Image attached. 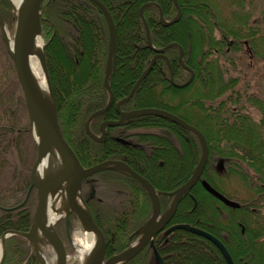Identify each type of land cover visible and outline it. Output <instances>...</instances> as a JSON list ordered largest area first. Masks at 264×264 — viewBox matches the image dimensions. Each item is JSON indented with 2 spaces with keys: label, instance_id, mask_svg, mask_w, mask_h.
Masks as SVG:
<instances>
[{
  "label": "trees",
  "instance_id": "16d2710c",
  "mask_svg": "<svg viewBox=\"0 0 264 264\" xmlns=\"http://www.w3.org/2000/svg\"><path fill=\"white\" fill-rule=\"evenodd\" d=\"M99 1L109 11L114 25L115 52L112 58L109 84L114 99H118L128 93L153 54L148 46L144 23L139 16L140 6L147 2H155L160 6L166 19L175 15L176 8L172 0ZM177 2L181 9V16L177 22L180 26L177 29L172 28L173 24L161 25L158 8L155 6H144L142 13L154 47H162L171 41H176L182 46L184 61L194 71V78L186 89L196 90V86L199 85L200 90L201 114L199 116H203V119L197 125L206 134L212 131L221 134L212 136L207 134L210 154L202 175L218 190L220 189L215 178L225 176L229 171L236 174L245 184H255L263 179L260 173L264 172V168L259 167L264 163V137L262 135L264 118L258 126L248 120V115L240 114L237 108H230L228 106V104L231 105L230 103L226 102V105L225 100L220 99L212 103V100L230 89L229 87L235 80H226L222 74V68L215 64L212 65L214 61L207 59V55L212 49H217L218 45L222 46L220 45L221 39H215L214 31L222 37L231 35L233 43L240 36L253 35L256 29L244 18L243 24L246 23L242 27H246L245 29L250 32L241 33L242 23L236 16L234 17L236 21L228 25L222 23L218 19L213 0H177ZM40 8L42 9L41 31L44 38L43 54L57 120L63 137L83 166L93 165L105 159H123L124 157L127 159L128 152L120 148L116 140L108 137L104 142L94 141L84 129L87 116L92 111L101 108L107 100L103 75L109 34L103 13L91 0H42ZM0 13L6 26H11L15 15L10 0H0ZM257 32L258 29L255 33ZM258 39L264 42L262 37L259 36ZM1 41L4 45L2 39ZM235 47L237 48L236 45ZM220 50L221 48H218L215 52H218L220 56L225 55ZM4 53L11 64L9 65L8 85L6 84L4 92L0 89V170L8 168V165L13 168L10 175L12 181L9 184L13 182L14 185H6L0 190V206L11 207L19 204L24 198L30 184V169L24 170L21 166L17 168L11 166L7 155L8 153L14 154L11 155L12 159L17 160V164H23L24 145L22 142L26 136L30 135V125L28 120L25 123L20 121L21 115L27 117L24 100L14 74L13 62L6 49ZM165 54L174 70V81L185 80L189 73L183 70L178 63L177 48L171 46L165 50ZM167 68L164 59L157 58L130 100L122 103L121 108L157 107L187 119L184 113L177 111L176 103H172L178 90L169 84ZM189 97L192 99L194 96ZM251 101L260 111L264 112V105L261 101L256 98H251ZM185 106L188 105L185 103ZM239 109L241 110V106ZM115 114L111 106L92 120L91 129L96 132L98 120L102 116L113 118ZM143 119L149 120L155 126L164 124L168 129L173 127L180 130L164 118L149 115L143 116ZM115 131L116 127H111L108 129V134ZM213 154H220L226 158L224 171H217L220 176H215L217 172L208 167L210 156ZM229 157L234 160V163L230 164ZM138 171L144 173L141 170ZM145 173L157 188H167L166 184L160 181L159 176L153 175V171H145ZM185 173L183 181L188 178L191 171L186 169ZM250 173L253 174L250 175ZM96 174L101 175L103 183L107 182L111 186L108 189H115L114 191L118 193L116 195L127 198L125 200L118 198L123 203L119 206L110 205L107 202L88 204L93 220L105 237L106 253L111 254L123 250L136 239L137 228L150 214L151 202L142 188L139 189L143 194L135 189L134 184L130 182L133 178L128 174L115 169H105ZM257 188L259 189V186ZM131 198H133L132 204L130 203ZM35 202L34 190H32L24 205L11 210L0 209V235L8 229L28 230ZM167 203V200H161V211L165 209ZM124 205L128 206L126 210L131 206L133 208L132 210L130 208L127 213L122 210ZM245 206L246 204H242L240 208L225 206L197 183L181 197L171 223H187L213 233L222 240L234 264H244L246 261L245 258L242 260V256L247 254L250 256L251 253H253V258L249 257L247 264H250V261L261 264L264 258L261 256L259 258L256 254L257 249L246 250L242 240L244 234H248V242L256 248L259 236L258 231H255L256 227L250 225L251 230L241 233L240 225L236 223L238 220L242 221L243 214L245 215L249 210ZM250 216L256 217L258 214L251 213ZM250 219L258 221L256 218L249 217V222ZM246 222V220L243 221L244 225ZM155 247L164 264H226L221 252L209 240L184 229H174L164 235L155 242ZM30 248L31 245L25 238L18 235L8 236L5 239V252L1 264H33L35 255ZM150 256L151 251L147 247L133 258L119 264H144Z\"/></svg>",
  "mask_w": 264,
  "mask_h": 264
},
{
  "label": "water",
  "instance_id": "95a60500",
  "mask_svg": "<svg viewBox=\"0 0 264 264\" xmlns=\"http://www.w3.org/2000/svg\"><path fill=\"white\" fill-rule=\"evenodd\" d=\"M41 1L42 0H23L22 4L19 7L15 6L16 16H15L14 31L12 34L11 48H9L8 45V32L6 30V25L0 13V34L3 39L5 49L14 65L15 76L22 92L24 105L30 125V130L34 137L35 146H36V156L34 161L32 162L29 172L30 184L26 190V194L23 200L16 206H12V207L0 206V209L3 210H11L16 207L22 206L26 202L31 190L34 188L36 203L32 214V221L28 230L26 231L8 229L1 234L0 264L2 263L4 257L5 238L11 234L21 236L31 243L36 255V262L34 264H38L40 262V256L37 250V243H40L42 239L45 240L47 239L51 244L55 254V264H67L66 263L67 255H66L64 243L60 235L54 228V224L46 222L44 218V214L46 210L48 196L49 195L51 196L56 190H58L63 185L64 182L68 181L69 179H73V181L70 184L69 188L66 190L68 209L65 213V216H63L62 218L67 235L69 232V228L71 227L70 213L72 212L74 216L79 220L82 228L84 230L88 229L91 232H93L97 239V244L91 250L90 254L86 259L85 264H118L122 261L134 257L148 242L151 246L153 245V241L151 238L158 231H160L162 227L172 217L179 199L181 198L182 195L188 192L195 184V182L200 178L204 165L207 161L208 150L204 135L196 127L190 125L182 118L178 117L177 115L165 109L157 108V107H145V108L143 107V108L132 109L129 111H120L119 109V104L127 100L131 96L134 89L137 87L140 81L145 77V75L151 69L154 60L159 56L163 57L166 60L169 68V80L172 84H175L172 79V69L168 63L166 56L162 54V52H164L170 46H175L178 49V60L180 64H182L183 67L190 72L189 78L183 84H175V85L177 87H182L184 85H187L191 80L193 72L188 66H186L183 63L182 60L183 49L181 45L174 41L164 45L161 48H155L151 43L149 29L148 26L146 25L142 13V9L144 6L153 5L157 7L159 14V21L164 26L178 19L180 15V7L178 6L176 0H172L176 7V14L172 17V19L165 20L162 16L161 8L157 3L147 2L142 6H140L139 16L145 26V33L147 37L148 46L155 53L150 58L147 67L144 69L142 74L139 76V78L132 86L129 94L115 103V109L119 115V118L117 120L102 121L99 127L100 135H95L90 131L89 123L95 116L105 111L112 101V94L109 89L108 78L110 75L112 57L114 55V50H115V34H114V25H113L112 17L109 11L107 10V8L99 0H91L99 7L101 12L103 13L108 27L109 38H108L107 57L105 62L104 86L109 93V99L104 107L91 112L87 116L84 122L85 132L95 141L101 142L104 139L106 126L117 125L122 121L133 116L155 115L168 119L178 124L179 126L183 127L184 129L192 132L200 142L201 154L197 164L195 165V168L191 172L190 176L181 185H179L172 192H168L170 195H173V197L166 210L163 213H160L157 193L154 191L153 186L150 184V182L147 179L142 177L140 174H138L132 168H130L126 163L120 160L107 159L98 162L94 165L84 167L80 163L74 150L71 148V146L63 137L57 120L56 110L54 106V99L50 86V80L42 50L38 53L37 60L39 63V68L41 70L42 76L46 83L49 99L44 98L39 93L38 88L36 87L33 81L28 66V57L33 53L34 50V37L36 35H41V17H42L41 16L42 10L40 8ZM33 129L35 135L32 132ZM48 154L56 155L59 159L60 166L56 172L46 176L44 175L43 177H40L38 179L36 176L37 166L39 165L41 160L44 157H46ZM105 169L121 170L129 174L134 179H136L147 191L152 205L151 215L137 229V233L139 234L138 239L124 250L118 253H114L108 256L107 258H104V251H105L104 235L100 230V228L98 227V225L94 222L80 193L81 182L83 178L90 176L94 172ZM200 183L208 193L219 199L225 205L230 206L232 208L239 206V204L236 201L230 200L226 198L224 195H222L220 192H218L205 179H201ZM77 196L81 198V201L84 204V208H81L76 203ZM173 229H184L196 233L200 236H203L204 238L212 242L219 249V251L221 252V254L223 255L226 261V264H234L224 244L216 236L209 233L208 231L186 223H180V224L171 225L170 227L167 228L166 232L171 231ZM153 254L156 262L158 264H163L159 253L156 251L154 247H153ZM42 264H46V263L43 262Z\"/></svg>",
  "mask_w": 264,
  "mask_h": 264
},
{
  "label": "rangeland",
  "instance_id": "374dc122",
  "mask_svg": "<svg viewBox=\"0 0 264 264\" xmlns=\"http://www.w3.org/2000/svg\"><path fill=\"white\" fill-rule=\"evenodd\" d=\"M213 4L215 5L214 8H215V10L219 16L218 19L220 21H222V23L228 25V24L236 21V19L234 18L236 16L237 19H240V21L242 23L240 28L246 23L245 22L243 24L244 20L247 19L251 26L253 25L256 30L258 29V32L256 34L255 33L256 30H255L253 32V35H251L253 37H251V36H248V37L240 36L237 38V41H234L230 45L227 42L232 40L231 35H227V37H222L220 34L217 33V31L213 32L215 39L220 38L222 41L220 43V45H222V46L218 45L217 49L221 48L220 51H222L225 55L220 56L219 54H217L218 52H215V50L217 51V49H215V50L212 49V51L207 55L208 56L207 59L214 61L212 63V65L215 64V66L218 65L222 68V70H223L222 74L226 80H230V81L235 80V82L233 81L232 86L229 87L230 89L226 90L224 93H222L215 100H212V103H216L220 99L225 100L226 105H227V103H230L231 105L228 104V106L230 108H237L236 110L239 111L240 114L243 113V114L248 115L249 119L248 118L247 119L249 121H251V123H255L259 126L261 119L264 118V112L260 111L258 109V107L252 103L251 98L258 99L264 105V42L262 43L258 39V37L260 36V37H262V40L264 41V0H244V1L243 0H213ZM12 6H13V13L15 15V5L12 3ZM178 6H179V4H178ZM162 16H163V13H162ZM180 16H181V9H180V15H179L178 19L176 21H174L168 25H164V26H170L173 24L172 28H174V29L179 28L180 25H178L177 22L179 21ZM163 18H164V16H163ZM164 19L170 20L172 18H170V19L164 18ZM14 26H15V18H14V21L12 22L11 26H6V30L8 32V35L11 38H12L13 31H14ZM245 28L246 27L241 28V33H245L247 31L250 32V30H247ZM41 36H42L43 45H44V38L42 35V31H41ZM1 39L2 38L0 35V89H2L4 92L6 89V84L8 85L7 80L10 79V69H9L10 66L9 65L11 63L7 60V58L5 56V53H4V49H5L4 47L5 46L2 44ZM243 40H245V44L247 46L244 44ZM171 42H174V41H171ZM235 45L237 46V48L235 47ZM42 51H43V49H42ZM154 53L155 52L153 51V54ZM153 54H152V56H153ZM162 54L164 56H166L165 51L162 52ZM159 57H161V56H159ZM38 65H39V63H38ZM174 82H176V81H174ZM183 92L185 95L184 96L185 99H190L189 96H194V93H195L193 88L190 90L186 89ZM186 97H189V98H186ZM169 103H171V102H169ZM172 103L175 104L176 100H173ZM240 106H241V110L239 109ZM192 108L193 107L191 104H189L187 106V109L190 111L187 114L191 117L195 116L194 119L196 121H201V119H203V116H201V117L199 116L201 114L200 111H197V112L191 111ZM26 120H28L27 117H25L24 115L20 116L21 123H25ZM211 126L214 127V125H212V124H211ZM262 135L264 137V127H262ZM22 145H24V150L22 151L24 153V155H23L24 157L22 160V161H24L23 164L22 165L20 163L17 164V160L15 161L11 157V155H14V154H9V153L7 155V159H9L8 163H11V166H15V168H17L18 166H21L22 169L25 170L26 168H28V170H29L31 165H32V162L34 161L35 156H36L35 140H34V137L31 133V130H30V135L26 136V138L24 139V142H22ZM222 155H223V153H222ZM222 155H220V154L214 155L213 154L210 156V166H209L210 170H211V168L212 169L216 168L218 170L221 169L222 171H224L223 167L225 166L226 158L223 157ZM229 159H230L229 160L230 164L234 163V160L232 158L229 157ZM227 160H228V157H227ZM242 167H244V165H242ZM245 167H246V165H245ZM12 170H13V168H10L9 165H8V168L6 167V168H3L2 170H0V190H2L6 185L10 186L11 184H13V182L11 184H9V182L12 181L10 179V175H11ZM185 171L186 170H184V175L182 176L183 179L186 176ZM225 174H226V172H225ZM251 174H253V173H250V175ZM179 176L181 177V174ZM216 176H219V175H216ZM97 179L100 181V182H98V186H100V184H101V188L97 187V193H99L100 195L102 193V196H104V193H105V199H108L105 202H107L110 205H113V204L116 206L121 205V203H117L118 198H121V197L119 195H116L118 193H116V191H114L115 189L104 188L102 184H104V186L107 188H110L111 186H109L107 182L103 183L102 178L100 180V178L97 177ZM215 180H216V183L218 184V187L221 190V192L226 194L230 199L236 200L237 202L240 203V205L246 204V202H248V200H249V203H251V204L249 206H247V205L245 206L246 208L248 207V209H249L248 211L251 212L250 208H255L256 209L255 214L261 213L262 206H261V204H260V206H259V204L257 205V200H256L257 196H256L255 191H257V186H259V183L262 181L264 182V179L257 181L255 184H253V183L245 184L243 181L240 180V178H238V176L236 174L231 173V171H229V173H227L226 176L220 177L218 179L215 178ZM174 182L177 183L178 182L177 179ZM197 183H199L201 185L200 181H198V180L195 182L194 185H196ZM98 188H100L99 192H98ZM9 190H10V188H9ZM110 191L112 193H110ZM112 194H115V195H112ZM208 194H210V193H208ZM121 199L123 200L124 198H121ZM125 199H127V198H125ZM128 210L129 209H127V213H129ZM262 214H264V210L262 211ZM258 216L254 217V216L249 215L248 217H253V218L258 219L257 218ZM262 216L264 217V215H262ZM247 221H248V223L246 222L245 225H247V226L251 225V227L252 226L256 227L255 231H261L264 229V227L262 228V226L260 224H258L257 220L250 219V222H249V218H248ZM71 224H72V226L69 228L68 238H66V235H65L62 219H59L55 222L54 228H56L58 230V232L60 233V235L62 236V238L64 240L66 253H67V264H82L81 259H80V255L78 254V252L75 248V244H81V245L85 244V238H84V231L85 230L82 228L79 220L76 217L72 216ZM255 224H257V225L255 226ZM246 239H247V237H246ZM246 239L245 240L242 239L243 243H246ZM32 247L33 246H31L30 250L33 251V254L35 255V252H34ZM250 248L256 249L257 245H256V248H254V246L250 244V246H248V248L246 247V250H249ZM243 251H245V250H243ZM244 256H242V258H243L242 260H244V258H245L246 262L244 264H247L249 257L251 259L253 258V253H251L250 256H248V254L245 257ZM26 260H28V259L26 258ZM35 261H36V255H35ZM249 263L255 264V262L251 263V261ZM261 264H264V261Z\"/></svg>",
  "mask_w": 264,
  "mask_h": 264
},
{
  "label": "flooded vegetation",
  "instance_id": "af4514ba",
  "mask_svg": "<svg viewBox=\"0 0 264 264\" xmlns=\"http://www.w3.org/2000/svg\"><path fill=\"white\" fill-rule=\"evenodd\" d=\"M114 52H115V50H114ZM183 54H184V50H183ZM157 58L164 59L163 57H157ZM166 58L168 60V63L170 65V67H172L168 57H166ZM182 60H183V63L186 66H188L193 72L191 80L189 81V83L187 85H185L183 87H176L169 80V68H167V70H168V81H169V84L173 88L178 90L177 93H176V96L174 97V99L176 100L177 108H178L177 111L179 110V111L183 112L187 116V119L182 118L180 116L179 117L182 118L187 123H189L190 125H192V126L196 127L197 129L201 130L199 128V126L197 125V123H199V121H196L194 119L195 116L191 117V116H189L187 114L190 111L185 106V103L187 105L191 104L192 107H193L191 111H196V112L200 111V108H199L200 90L198 88L199 85L196 86L197 89L194 90L195 93H194V97L192 99H185L184 98L185 95H184L183 91L186 90V87L189 86L191 81L193 80L194 71L188 64L185 63L183 55H182ZM164 61L167 64L165 59H164ZM178 63L180 64V62H178ZM111 66H112V64H111ZM180 66L183 68V70H187V69H185L183 67L182 64H180ZM171 69H172V79H173L174 70H173V68H171ZM142 72L140 73V75L142 74ZM188 73L190 75L189 71H188ZM104 74H105V70H104ZM110 74H111V71H110ZM147 74L145 75V77L147 76ZM139 76H138V78H139ZM109 78H110V75H109ZM109 78H108V85H109V89H110L111 94H112V101H111L110 105L108 106V108L105 111H107L112 106L113 109L115 110L116 114L113 116V118H108V117L105 118L104 116H102L101 119L98 120L96 132L93 131L91 129V127H90V124H91L92 120L94 118H96L98 115L95 116L89 123L90 131L93 134H95V135H100L99 127H100V123L102 121H104V120H117L119 118V115H118V113H117V111L115 109V103L118 100L124 98L125 96H127L129 94L132 86L134 85V83L138 79L137 78L135 80V82L133 83V85L131 86L130 90L128 91V93L126 95H124V96H122V97H120L118 99H114L113 92H112V90L110 88V84H109ZM142 80L140 81V83L142 82ZM185 80L180 81V82H176V83H181V82H184ZM173 81H174V79H173ZM139 84L137 85V87L139 86ZM103 85H104V75H103ZM104 88H105V86H104ZM136 88L134 89L133 93L135 92ZM105 90L107 92V100H106L105 104L102 107H104L106 105V103L108 102V99H109V93H108L106 88H105ZM133 93L131 94V96L127 100H125V101H123V102H121L119 104L120 111H129V110L135 109V107L126 108V109H122L121 108V104L124 103V102L129 101L130 98L132 97ZM105 111H103L102 113H104ZM102 113H100V114H102ZM143 116H149V115H138V116L130 117V118L122 121L121 123H119L117 125L106 126L105 127L104 139L101 142H104L108 137H110L111 139H114V140H116L118 142V145H119L120 148H122L125 152L126 151L128 152L127 159L124 157L123 159L117 158V159H114V160H120V161L126 163L135 172H137L138 174H140L142 177H144L145 179H147L150 182V184L154 188V191L157 193L158 200H159V208H160L161 200H164V201L167 200L168 203L171 201L173 195H170L168 192H172L174 189H176L179 185H181L184 182L183 181V177H182L184 175V170L187 169V170H190L192 172V170L195 168V165L197 164V162H198V160L200 158L201 147H200V142H199L198 138L192 132H190V131H188V130H186L184 128H181L180 130H176L173 127H171L172 129H168L167 125H164V124L155 126V125H152V123L149 120L143 119ZM150 116H153V115H150ZM156 117H159V116H156ZM159 118H162V117H159ZM111 127H116V131L114 133H112V134L111 133L108 134V129L111 128ZM202 133H203V135H204V137L206 139V144H207V148H208V157H209V154H210V152H209L210 151V142L208 140V136L221 135V134L219 132H217V131L208 132L207 133L208 136H207L206 133H204V132H202ZM90 138L93 139L92 137H90ZM105 160H107V159H105ZM207 161H208V158H207ZM207 161H206L205 165L207 164ZM205 165H204V168H205ZM89 166H91V165H89ZM85 167H88V166H85ZM259 167L260 168L261 167L264 168V163L259 165ZM138 170H141L144 173H141V172L139 173ZM213 170L217 172V171H220L221 169L218 170V169L215 168ZM145 171L146 172L153 171V175L159 176L161 178L160 181H163V183L166 184L167 188L166 189L157 188V186H155V184H153L147 178ZM97 172H100V171H97ZM97 172H94L90 176L83 178L82 182H81V195H82V199L84 200V203H85V205L87 207H88L89 203L90 204L93 203V202L103 203L106 200H108V199H105V193H104V196H102V193H101V195L99 193H97V187L101 188V184H100V186H98V182H100V181L97 179V177H98L101 180V175L96 174ZM123 173H125V172H123ZM180 174H181V177L179 176ZM190 174H189V176H190ZM202 174H203V171H202ZM260 174H261V177L264 179V172H261ZM217 175L220 176V174L218 172H217ZM215 176H216V174H215ZM221 177H223V176H221ZM131 178H133V177H131ZM176 179L178 181L177 183L174 182ZM201 179H205V177H203V175H201L200 178L198 179V181H200ZM133 181L130 180V182L132 184H134L135 189L139 193L143 194L141 189H139V188H142L147 193L145 188L136 179L133 178ZM135 183H136L137 186L135 185ZM102 185H103L104 188L108 189L107 187L104 186V184H102ZM100 188H98V192H99ZM255 192H256V196H257V198H256L257 205L259 204V206H260V204H261V206H262V210H261V213H260L261 215L258 213V215H259L258 216V224H260L262 226V228H263L264 227V217L262 216V215H264V214H262V211L264 210V182L263 181L259 183V189L257 188V191H255ZM110 193H112V192L110 191ZM112 195H115V194H112ZM147 196H148V198L150 200V197H149L148 193H147ZM180 199H179V201H180ZM179 201H178V203H179ZM131 202H133V198H131L130 203ZM150 202H151V200H150ZM117 203H121V201L117 200ZM168 203H167V205H168ZM178 203H177V205H178ZM121 204H123V203H121ZM250 204L251 203H249V200H248V202H246V205L249 206ZM225 206H227V205H225ZM127 207H128L127 205H124V207H122V210L127 211L126 210ZM166 207H165V209H166ZM228 207H230V206H228ZM130 208L132 210L133 207H129V211H130ZM88 209H89V207H88ZM151 210H152V207H151ZM163 211L160 210V213L163 212ZM250 211L252 213H255L256 209L255 208H250ZM251 212L249 213V211L247 210L246 214L245 215L243 214V220L242 221H240V220L236 221V223L238 225H240L241 233H243L245 230L246 231L251 230L250 229L251 228L250 225L245 226L244 223H243V221L245 222V220L246 221L248 220V218H249L248 216L251 214ZM150 215H151V211H150V214L147 216L146 219H148ZM171 218L162 227V229L160 231H158L151 238L152 241H153V245L151 246L149 244V242H148L141 249V250H143L144 248L148 247L150 249V251H151V256L147 258V261L144 264H158L157 262L154 261L153 250L152 249H153V247L156 249L155 242L157 240L163 238L164 235H166L169 232H171V231L166 232L167 228L170 227L173 224H176V223H171ZM247 223H248V221H247ZM211 234H213V233H211ZM258 235L259 236L257 238V246L259 247L260 252H262V255H263L262 257L264 258V229L261 230V231H258ZM136 238H138V236ZM217 238L222 242V240L219 237H217ZM164 241H166V239H164ZM106 248H107V246H106V242H105L104 258H107L108 256H110V255H112L114 253H117V252H113L111 254H107L106 253ZM161 259H162V257H161ZM162 262H163V259H162Z\"/></svg>",
  "mask_w": 264,
  "mask_h": 264
},
{
  "label": "bare ground",
  "instance_id": "6f19581e",
  "mask_svg": "<svg viewBox=\"0 0 264 264\" xmlns=\"http://www.w3.org/2000/svg\"><path fill=\"white\" fill-rule=\"evenodd\" d=\"M10 1L16 7H19L23 2V0H10ZM40 5H41V3H40ZM8 45H9V48H11L12 38L9 35H8ZM42 48H43L42 36L36 35L34 37L33 53L31 55H29V57H28V66H29L33 81H34L36 87L38 88L39 93L44 98L49 99L48 90L46 88V83H45L44 78L42 76L41 70H40L39 65H38V60H37V55L42 50ZM178 62H179V60H178ZM188 78H189V76L186 78V80ZM184 82H181V83L174 82V83L175 84H183ZM175 84H173V85L176 86ZM140 108H143V107H140ZM135 109H137V108H135ZM153 116H155V115H153ZM166 120H168V119H166ZM172 124L176 125L180 129L183 128L174 122H172ZM32 132H33V134L35 133L34 129L32 130ZM207 150H208V148H207ZM59 166H60V162H59L58 157L56 155L48 154L46 157H44L41 160V162L37 166L36 176L39 179L40 177H43L44 175L46 176V175H49L51 173H54L58 170ZM201 175H202V173H201ZM72 181H73V179H69L68 181L64 182L63 185L58 190H56L51 196L50 195L48 196L46 210H45V214H44V218H45L46 222L55 224V222L57 220L62 219L63 216H65V213L68 209V202L66 199V190L69 188ZM76 203L81 208H84V204L81 201V198H79V196L76 197ZM246 237H247V239H246ZM84 238H85V244L84 245L75 244V248H76L78 254L80 255V259H81L82 264H85L88 255L90 254L91 250L97 244V239H96L95 234L88 229H85V231H84ZM243 239L244 240L246 239V243H243L244 247L248 248V246H250V244L248 242V239H249L248 234L247 235L244 234ZM256 249H257L256 254L259 256V258H261L263 256L262 252H260V249L258 246ZM37 250H38V253L40 256V262L38 264H42L43 262H45L46 264H55L54 250H53L51 244L49 243V241L47 239L46 240L42 239V241L40 243H37ZM0 252H1V245H0Z\"/></svg>",
  "mask_w": 264,
  "mask_h": 264
}]
</instances>
